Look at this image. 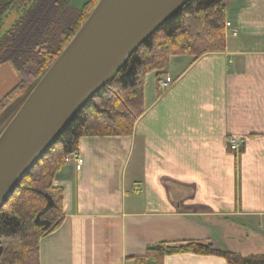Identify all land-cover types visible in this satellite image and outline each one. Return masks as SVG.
Segmentation results:
<instances>
[{
    "label": "crops",
    "instance_id": "0c3cea01",
    "mask_svg": "<svg viewBox=\"0 0 264 264\" xmlns=\"http://www.w3.org/2000/svg\"><path fill=\"white\" fill-rule=\"evenodd\" d=\"M225 23L222 51L145 77L130 136L79 140L81 169L63 165L53 180L63 221L39 239L38 264H226L154 251L190 242L264 255V0H228ZM18 80L0 64V101Z\"/></svg>",
    "mask_w": 264,
    "mask_h": 264
},
{
    "label": "trees",
    "instance_id": "16d2710c",
    "mask_svg": "<svg viewBox=\"0 0 264 264\" xmlns=\"http://www.w3.org/2000/svg\"><path fill=\"white\" fill-rule=\"evenodd\" d=\"M69 1L0 0V25L11 12L16 15L10 28L0 35V63H13L21 78L0 103V111L17 96L20 107L98 2L89 1L76 15ZM227 1L189 0L85 102L0 208V264H38L39 239L54 232L63 221V193L53 186V180L63 167L62 158L78 150L81 138L130 136L135 120L144 112L147 75L161 76L170 58L197 59L224 49ZM85 10L88 12L83 16ZM154 251L159 257L191 253L215 256L226 264H264V255L244 258L192 242L158 245Z\"/></svg>",
    "mask_w": 264,
    "mask_h": 264
},
{
    "label": "water",
    "instance_id": "95a60500",
    "mask_svg": "<svg viewBox=\"0 0 264 264\" xmlns=\"http://www.w3.org/2000/svg\"><path fill=\"white\" fill-rule=\"evenodd\" d=\"M188 1L98 0L0 133V207L85 102Z\"/></svg>",
    "mask_w": 264,
    "mask_h": 264
},
{
    "label": "rangeland",
    "instance_id": "374dc122",
    "mask_svg": "<svg viewBox=\"0 0 264 264\" xmlns=\"http://www.w3.org/2000/svg\"><path fill=\"white\" fill-rule=\"evenodd\" d=\"M89 1L91 0H70L69 1V5H70V9H72V14H76V15H79L81 9L85 6H87V4L89 3ZM89 9V8H88ZM88 12V10L81 12L84 15H86ZM89 15V14H88ZM87 18V17H86ZM16 19V15L11 12L8 16H6L4 19H3V22L1 23L0 25V35L3 34L6 30H8L10 28V26L12 25V23L14 22V20ZM25 52L27 50H24ZM31 52V50L29 51ZM30 54V53H29ZM8 62V61H7ZM1 64V63H0ZM14 65V64H13ZM16 68V67H15ZM47 71V70H46ZM19 74V73H18ZM21 81V78L19 76V80H18V83L16 84L15 87H17V85L19 84V82ZM29 84V83H28ZM34 84V83H33ZM33 84L30 85V88L33 86ZM168 87V86H167ZM166 87V88H167ZM34 88V87H33ZM166 88H163V89H166ZM14 90V88H13ZM31 92V91H30ZM7 96V95H6ZM5 96V97H6ZM0 101V103L4 100V98ZM22 99V98H21ZM20 96H17V97H14L12 98L8 103H6L5 105V108L2 109L0 111V133L2 132V130L4 129V127L8 124V122L11 120V118L14 116V114L12 115V113L16 110L19 109L18 105L20 103ZM21 106V105H20ZM16 108V109H15ZM12 115V116H11ZM74 153V152H73ZM72 154V153H71ZM70 155V154H68ZM76 155L78 156V159L82 161V165H83V160L81 158V156L79 155V153L76 151ZM67 156V155H66ZM63 159L64 157L62 158V164L65 165V163L63 162ZM71 164V163H70ZM68 164V165H70ZM73 165V164H72ZM81 165V167H82ZM81 169V168H80ZM78 172V171H77ZM7 199V198H6ZM3 206V205H2ZM1 206V207H2ZM0 207V208H1Z\"/></svg>",
    "mask_w": 264,
    "mask_h": 264
},
{
    "label": "built area",
    "instance_id": "2783aa9c",
    "mask_svg": "<svg viewBox=\"0 0 264 264\" xmlns=\"http://www.w3.org/2000/svg\"><path fill=\"white\" fill-rule=\"evenodd\" d=\"M229 27H230V24L225 23V28H229ZM232 35L235 36L236 35L235 32H232ZM171 83H172V80L166 77L158 82V86L160 88H166ZM226 147L229 150V152H231L232 154H237L240 152L241 145L236 140L230 138L226 141ZM63 162L65 163V165H68L70 163L73 164L75 171H79L82 165V161L78 159L76 152L70 155L64 156Z\"/></svg>",
    "mask_w": 264,
    "mask_h": 264
}]
</instances>
